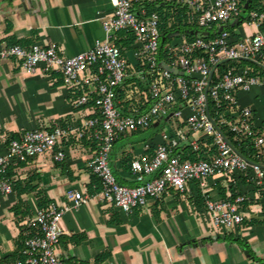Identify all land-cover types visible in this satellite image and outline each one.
<instances>
[{
    "label": "crops",
    "instance_id": "0c3cea01",
    "mask_svg": "<svg viewBox=\"0 0 264 264\" xmlns=\"http://www.w3.org/2000/svg\"><path fill=\"white\" fill-rule=\"evenodd\" d=\"M250 4L252 0H247L241 5V14L231 18L235 21L231 23L230 19L219 29L229 30L238 40L254 34L256 28L249 18L256 9ZM142 7L137 5L135 9ZM112 11L110 0H36L28 8L20 6L18 0H0V40L42 47L56 44L61 56H71L104 39L102 18ZM182 35L174 33L172 43L179 44ZM120 38L119 33L115 42ZM124 56L128 77L117 89L116 104L126 113L136 107L144 110L149 90L141 89L143 80L134 75L139 68L133 45ZM244 66L261 70L255 61L243 60ZM81 94L82 90L67 86L58 71L40 69L32 74L20 60L0 58V153L7 151L14 134L21 137L32 129L52 130L57 124L81 126L84 120L97 116L98 109L91 103L77 104ZM237 99L239 111L253 110V124L264 134V87L240 90ZM169 119L160 118L147 129L120 134L111 166L122 184L138 185L130 157L132 162L152 158L165 132L189 131L185 123ZM94 134L91 129L81 139L60 140L55 151L66 153L63 161L44 153L10 164L13 191L0 193V264H14L24 258L27 239L23 238L27 235L23 231L34 212L42 208V198L49 207L66 201L68 190L82 191L90 200L62 219L64 235L58 256L67 264H264V190L238 175L220 173L209 177L205 188L193 180L184 192L171 188L162 197L150 198L145 206L125 214L102 199L100 180L91 169L99 145ZM208 140L201 134H189V141L176 153L182 157L187 146L193 147V141L199 146ZM232 184L238 189L236 197H245L240 204L243 221L235 229L220 231L206 214V199L230 200ZM16 205L19 214L13 210ZM102 255L104 258L98 260Z\"/></svg>",
    "mask_w": 264,
    "mask_h": 264
},
{
    "label": "built area",
    "instance_id": "2783aa9c",
    "mask_svg": "<svg viewBox=\"0 0 264 264\" xmlns=\"http://www.w3.org/2000/svg\"><path fill=\"white\" fill-rule=\"evenodd\" d=\"M110 1L113 11L102 18L104 39H97L83 52L61 56L56 44L42 47L0 40L1 59L20 60L22 67L32 74L40 69L60 72L67 86L82 90L78 105L91 103L98 109L97 116L84 120L81 126L57 124L52 130L32 129L19 139L11 140L7 151L0 153V193L13 191L8 175L12 162L44 153H52L55 160L63 161L66 153L55 151L59 141L70 137L81 139L85 131L91 129L99 143L91 169L100 180L102 199L125 214L145 206L150 198L162 197L171 188L184 192L193 180H198L205 188L207 179L220 173L238 175L255 188L264 190V134L256 135L253 110L243 108L239 111L237 99L240 90L264 87V31L261 30L264 12L254 10L250 13L249 23L256 32L238 40L229 30L219 28L241 14L239 0H165L187 8L201 29L213 33L211 36L201 34L193 40H187L183 34L179 44L171 43V53L165 61L160 58L159 14H148L145 7L139 11L135 9L137 5L158 0ZM125 30L132 31L136 37L133 47L140 69L134 75L150 80L145 98L147 108L136 107L127 113L116 104L117 89L128 77V62L115 38ZM198 51L200 54L195 55ZM225 60L255 61L261 70L250 66L231 67L213 82L212 76ZM223 106L234 120L222 113ZM170 115L185 123L189 131L165 132L152 158L132 162L131 171L138 185L120 183L111 166V154L120 134L147 129L154 121ZM228 131L253 138L252 158L238 151ZM195 133L212 140L216 148L208 160H182L176 153L181 144L189 141V134ZM192 145L198 148L196 141ZM66 198V201L34 212L26 223L34 234L25 241L24 258L14 264H67L58 256V245L64 235L62 219L90 199L78 190H68ZM244 200L243 195L233 200L207 198L206 214L212 225L220 231L237 228L243 221L240 204Z\"/></svg>",
    "mask_w": 264,
    "mask_h": 264
},
{
    "label": "trees",
    "instance_id": "16d2710c",
    "mask_svg": "<svg viewBox=\"0 0 264 264\" xmlns=\"http://www.w3.org/2000/svg\"><path fill=\"white\" fill-rule=\"evenodd\" d=\"M245 1L240 5H243ZM166 5L167 7H165ZM143 7L147 10L148 14H151L153 12H157L160 17V31H161V43H160V58L162 60H168L170 53H171V43L173 40L172 35L176 32H181L185 35L187 40H193L195 37H197L196 33L200 30H202L201 34H205L207 36H211L213 34L211 31H208L206 34L198 25L194 18L190 16L189 10L183 6L178 5H171L169 3L163 2V0H158L157 3H145L143 4ZM250 8L256 9L257 11H264V6H254L252 4L249 5ZM262 30H264V25H262ZM120 39L116 40L117 45L121 48L123 53L125 50L129 49L136 41V37L130 30H125L120 32ZM11 43H20L17 41H11ZM200 54L198 51L195 55ZM242 61L243 60H225L218 66L217 74H214L212 76V81L215 82L217 79L222 76L229 68L235 67L236 69L242 67ZM140 69V67L138 66ZM140 79V78H137ZM142 81V80H141ZM143 83H140L141 89L144 91H148L149 88V82L150 80H143ZM142 84L144 86H142ZM215 104L212 102V108L214 109ZM123 112H126L123 108H119ZM222 113L229 119L234 120L231 118L230 114L227 112L226 106H223L221 109ZM172 118H170L168 121H171ZM228 137L233 142V144L236 146L238 151L243 154L244 156L248 157L252 156L253 152V138H244L241 135H236L232 132H227ZM263 131L256 129V135H262ZM20 136L17 134H14L11 136L10 140L13 139H19ZM216 148L212 143V140H208L207 142H200L197 149H194L191 146L186 147L185 154L181 157L182 160H192V161H198V160H208L210 156L215 152ZM131 157L129 158V163L131 165ZM119 181V180H118ZM120 182V181H119ZM121 183V182H120ZM231 192L232 195L229 197V199H233L236 197L238 193L237 187L235 188L233 184L231 185ZM40 206L45 209L47 208V202L42 201L40 202ZM19 205H16L13 210L16 214L20 213ZM27 236L23 238V241L25 239H28L34 234V230H31L29 228H25L24 231ZM22 249V248H21ZM104 258V255L99 256L98 260H102Z\"/></svg>",
    "mask_w": 264,
    "mask_h": 264
},
{
    "label": "water",
    "instance_id": "95a60500",
    "mask_svg": "<svg viewBox=\"0 0 264 264\" xmlns=\"http://www.w3.org/2000/svg\"><path fill=\"white\" fill-rule=\"evenodd\" d=\"M5 2L9 1V0H3ZM11 1V0H10ZM15 1V0H13ZM20 2V6L24 7V8H28V6H34L36 3V0H18ZM173 36V35H172ZM174 71H177L176 69H174ZM172 115L168 116L167 119H169Z\"/></svg>",
    "mask_w": 264,
    "mask_h": 264
},
{
    "label": "rangeland",
    "instance_id": "374dc122",
    "mask_svg": "<svg viewBox=\"0 0 264 264\" xmlns=\"http://www.w3.org/2000/svg\"><path fill=\"white\" fill-rule=\"evenodd\" d=\"M241 2V4L245 1L247 2V0H239ZM264 4V0H252V5L254 6H260V5H263ZM256 11V10H255ZM235 20L234 19H231V23H233ZM202 33V30L198 31L196 33L197 36H200ZM174 118H172L173 120Z\"/></svg>",
    "mask_w": 264,
    "mask_h": 264
}]
</instances>
